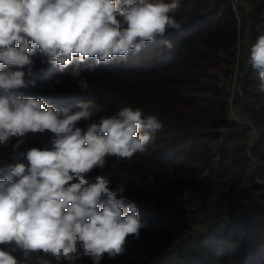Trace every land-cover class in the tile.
<instances>
[{
	"label": "trees",
	"instance_id": "obj_1",
	"mask_svg": "<svg viewBox=\"0 0 264 264\" xmlns=\"http://www.w3.org/2000/svg\"><path fill=\"white\" fill-rule=\"evenodd\" d=\"M178 2L179 29L168 30L140 53H130L126 61L113 60L94 69L87 67L95 65L94 59L81 64L89 90L62 75L59 66L42 63L46 58L37 49L34 75L25 76L29 86L19 91L43 99L59 113L78 111L80 102L103 106L101 113L78 122L85 129L101 115L126 106L156 115L163 125L144 152L126 161L109 157L103 172L91 173L108 174L112 187L127 180L124 195L135 201L146 223L139 239L128 237L122 255L105 254L101 264H264V93L258 91V72L249 63V50L240 65V85L246 120L260 130L250 151L252 127L232 119L229 105L239 39L246 37L250 25L252 44L264 34V0H245L239 6L243 28L232 0ZM164 40L174 46L166 48ZM74 66L75 62L69 70ZM51 136L29 133L20 151L50 146ZM12 156L11 144L0 147V168L30 166L26 159ZM209 210L214 217L209 228L194 234L195 224L186 216L199 212L200 217ZM0 247L25 260L24 250L15 244ZM26 264L58 262L33 252ZM76 264L93 262L83 257Z\"/></svg>",
	"mask_w": 264,
	"mask_h": 264
},
{
	"label": "clouds",
	"instance_id": "obj_2",
	"mask_svg": "<svg viewBox=\"0 0 264 264\" xmlns=\"http://www.w3.org/2000/svg\"><path fill=\"white\" fill-rule=\"evenodd\" d=\"M180 8L178 0H0V147L11 144L12 159L30 165L0 168V245L15 244L25 257L0 247V264H26L33 252L58 264H76L83 257L101 264L105 254L122 255L129 236L139 239L146 223L135 201L124 195L127 180L112 187L108 174L91 173L103 172L109 157L126 161L144 152L163 127L158 117L126 106L85 129L78 122L101 113L103 106L80 102L78 111L59 113L19 90L29 86L25 76L34 75L37 49L46 58L42 63L59 66L62 75L89 90L81 64L94 59L95 65H87L94 69L126 61L168 30L179 29ZM248 59L264 93V34L251 45ZM29 133H51L50 146L20 151Z\"/></svg>",
	"mask_w": 264,
	"mask_h": 264
},
{
	"label": "rangeland",
	"instance_id": "obj_3",
	"mask_svg": "<svg viewBox=\"0 0 264 264\" xmlns=\"http://www.w3.org/2000/svg\"><path fill=\"white\" fill-rule=\"evenodd\" d=\"M245 3L246 2L244 0V4ZM232 5H234V4L232 3ZM240 5H242V4H239V5L237 4L234 10H235L236 14L238 15V19L240 21V27L243 28V24L241 23V12L239 9ZM251 30H252V27L250 25L248 27V29H246V37H244L243 35L241 36V38L245 40V42H243L241 44V49H240V62L241 63L244 61L243 60L244 56H246L248 50L250 49V47L252 45V43H251L252 39H251V35H250ZM239 73L242 75L243 71L239 70ZM230 82L232 83V79H230ZM240 88H241V85H240ZM241 90H242V88H241ZM230 94H231V91H230ZM229 102H231V101H229ZM229 105H230V103H229ZM231 105H230V107H232L231 108V118L235 119V120L238 119V121L247 122L252 127L250 139L248 142L249 143L248 144V151H250V147L258 140V138L260 136V130L252 120L251 121L248 119L246 120V118L248 117V113L246 110L243 91H242V95L241 94L240 95L239 94L234 95L233 100L231 102ZM190 212H193V211H190ZM198 213L194 212V213H192V214L190 213L186 216V219L190 220V222L195 224L194 234H199V233L205 232L209 228L212 220L214 219L213 213L210 212V210L208 212H206V214H204V215L199 214L200 217L198 216Z\"/></svg>",
	"mask_w": 264,
	"mask_h": 264
},
{
	"label": "built area",
	"instance_id": "obj_4",
	"mask_svg": "<svg viewBox=\"0 0 264 264\" xmlns=\"http://www.w3.org/2000/svg\"><path fill=\"white\" fill-rule=\"evenodd\" d=\"M232 3L234 4L233 8L235 9L237 4L238 5L239 4H244V0H232ZM236 16L238 18L237 14H236ZM243 42H245V40L240 37L239 43H238L237 63L235 65L234 69L230 72V78L232 79V83L230 85L231 96H230L229 101H231V102H232L233 97H234L235 94H239V95L241 94L242 95V90L240 88L241 74L239 73V70H240V65H241L240 64L241 63L240 62V49H241V44ZM231 102H229L230 105H231ZM230 108H232V107H230Z\"/></svg>",
	"mask_w": 264,
	"mask_h": 264
},
{
	"label": "crops",
	"instance_id": "obj_5",
	"mask_svg": "<svg viewBox=\"0 0 264 264\" xmlns=\"http://www.w3.org/2000/svg\"><path fill=\"white\" fill-rule=\"evenodd\" d=\"M238 107V106H237Z\"/></svg>",
	"mask_w": 264,
	"mask_h": 264
}]
</instances>
